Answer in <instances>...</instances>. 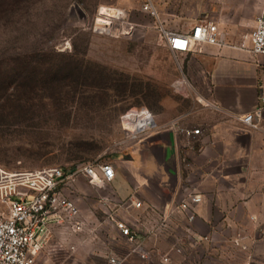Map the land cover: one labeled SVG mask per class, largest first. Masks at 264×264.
Listing matches in <instances>:
<instances>
[{
	"label": "rangeland",
	"instance_id": "374dc122",
	"mask_svg": "<svg viewBox=\"0 0 264 264\" xmlns=\"http://www.w3.org/2000/svg\"><path fill=\"white\" fill-rule=\"evenodd\" d=\"M145 1L29 0L0 20L1 164L21 171L129 158L145 134L131 136L123 124L126 113L146 107L160 127H169L182 124L180 117L197 100L175 84V59L157 23L180 31L208 17L222 24L228 41L253 31L252 16L229 0H153L159 21L143 10ZM101 12L122 14L106 19ZM104 19L111 31L98 27L107 25ZM156 118L151 131L158 128ZM78 186L71 196L97 214L94 224L103 223L104 188ZM110 238L120 241L119 253L109 250ZM210 238L190 247L186 241L180 253L171 238L149 262L132 255L124 264H264V256L253 258L243 248L248 245L242 236ZM72 245L76 250H69ZM128 251L109 227H100L97 239L56 232L38 264H110L108 255Z\"/></svg>",
	"mask_w": 264,
	"mask_h": 264
},
{
	"label": "crops",
	"instance_id": "0c3cea01",
	"mask_svg": "<svg viewBox=\"0 0 264 264\" xmlns=\"http://www.w3.org/2000/svg\"><path fill=\"white\" fill-rule=\"evenodd\" d=\"M229 2L252 16L254 30L264 0ZM205 20L218 24L226 46L206 43L186 53L171 51L177 67L173 82H181L197 99L180 117L182 125L201 128L202 136L190 144L175 129L170 131L172 126L160 127L157 115L150 110L158 128L136 143L134 155L113 163L116 178L101 189L106 201L105 218L114 210L122 219L143 218L149 204L162 208L173 205L190 186L204 198L194 224L197 233L242 236L249 255L259 258L264 256V123L260 130L246 129L239 117L261 105L264 55L252 53V32L247 39L228 41L222 24L208 17ZM193 27L173 30L187 33ZM160 40L170 50L161 36ZM84 183L87 180L80 178L77 186ZM131 198L142 200L143 207L130 212L119 209L120 203ZM78 205L91 220L99 219L95 212L84 208L83 202ZM110 239L109 250L119 253L116 245L120 241ZM170 239L169 235L150 237L146 246L155 254L168 247Z\"/></svg>",
	"mask_w": 264,
	"mask_h": 264
},
{
	"label": "built area",
	"instance_id": "2783aa9c",
	"mask_svg": "<svg viewBox=\"0 0 264 264\" xmlns=\"http://www.w3.org/2000/svg\"><path fill=\"white\" fill-rule=\"evenodd\" d=\"M143 10L159 21V12L153 0H146ZM157 29L173 53H186L206 43L220 47L227 45L218 24L207 20L196 23L187 33L171 30L162 21L157 23ZM251 41L252 53L256 56L264 55V7L256 19ZM134 111L144 116L147 112L154 119L146 107L134 108L123 116L125 129L133 137L147 135L156 126V122L154 126L137 132L125 126V119L128 124L135 120ZM239 121L246 129H262L264 97L260 106L240 116ZM172 127L177 134L187 138L190 144L198 142L203 134L201 128L179 123H174ZM80 178H85L91 186L106 188L115 180L116 169L112 163L81 162L69 166L13 171L0 163V264H38L40 255L56 232L71 236L90 235L97 239L100 227L114 229L120 240L130 246L129 255H136L147 262L154 256L146 246L149 237L169 235L174 242L173 250L178 253L184 251L186 241L189 247L191 244L211 241L209 235H200L195 230L198 207L204 199L203 194L195 188L187 187L183 197L169 207L149 204L143 218L137 216L122 219L114 210L107 214L103 223L94 224L71 196ZM119 205V209L130 212L132 208L141 209L144 203L138 198H131ZM236 243L239 244V240ZM243 248L248 249L247 246ZM69 250H76V246H70ZM128 257L116 254L107 256L110 264H124ZM161 257L165 263L170 260L168 255Z\"/></svg>",
	"mask_w": 264,
	"mask_h": 264
},
{
	"label": "bare ground",
	"instance_id": "6f19581e",
	"mask_svg": "<svg viewBox=\"0 0 264 264\" xmlns=\"http://www.w3.org/2000/svg\"><path fill=\"white\" fill-rule=\"evenodd\" d=\"M122 14V12H119L117 15H104L102 12H101V15L104 17V18H106V19H108V18H110V17H115V16H119V15H121ZM99 19H103V18H99ZM98 19V20H99ZM105 20V19H104ZM106 21V20H105ZM107 22V25H105V26H100V25H98V27L100 28V29H102V30H106V31H111V23L109 22V21H106ZM134 117H135V120H132V123L134 124V125H137V127L135 128V130H133L134 132H137V131H139V130H141V129H144V128H146V127H152V126H154L155 125V121H154V119L152 120L151 119V116L150 115H148V113L146 112L145 114V116H144V114L142 113V114H140V112H135L134 111ZM130 118H132V116L130 117ZM127 121H126V119H125V123H126ZM126 126L128 127V125H127V123H126ZM129 128V127H128Z\"/></svg>",
	"mask_w": 264,
	"mask_h": 264
},
{
	"label": "trees",
	"instance_id": "16d2710c",
	"mask_svg": "<svg viewBox=\"0 0 264 264\" xmlns=\"http://www.w3.org/2000/svg\"><path fill=\"white\" fill-rule=\"evenodd\" d=\"M29 0H0V20L6 18L9 13L17 11L21 5Z\"/></svg>",
	"mask_w": 264,
	"mask_h": 264
},
{
	"label": "water",
	"instance_id": "95a60500",
	"mask_svg": "<svg viewBox=\"0 0 264 264\" xmlns=\"http://www.w3.org/2000/svg\"><path fill=\"white\" fill-rule=\"evenodd\" d=\"M170 131L174 132V128H170ZM147 140V139H146ZM170 204H165L164 207H169Z\"/></svg>",
	"mask_w": 264,
	"mask_h": 264
}]
</instances>
